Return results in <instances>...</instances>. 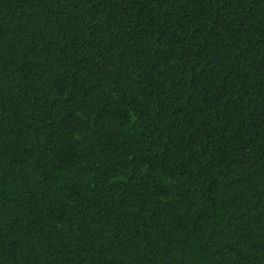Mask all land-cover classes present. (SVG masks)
<instances>
[{
    "label": "trees",
    "instance_id": "1",
    "mask_svg": "<svg viewBox=\"0 0 264 264\" xmlns=\"http://www.w3.org/2000/svg\"><path fill=\"white\" fill-rule=\"evenodd\" d=\"M0 264H264V0H0Z\"/></svg>",
    "mask_w": 264,
    "mask_h": 264
}]
</instances>
